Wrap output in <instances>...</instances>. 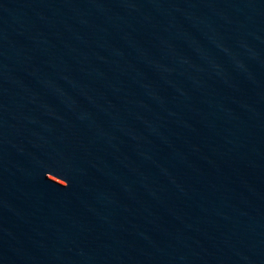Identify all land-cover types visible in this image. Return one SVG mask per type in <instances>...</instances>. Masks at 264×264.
<instances>
[{
	"label": "water",
	"instance_id": "obj_1",
	"mask_svg": "<svg viewBox=\"0 0 264 264\" xmlns=\"http://www.w3.org/2000/svg\"><path fill=\"white\" fill-rule=\"evenodd\" d=\"M0 264H264V0H0Z\"/></svg>",
	"mask_w": 264,
	"mask_h": 264
}]
</instances>
